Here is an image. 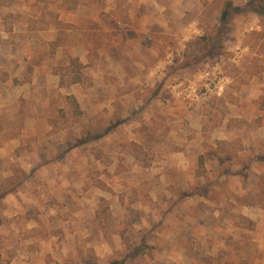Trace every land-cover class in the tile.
Here are the masks:
<instances>
[{"label": "rangeland", "instance_id": "1", "mask_svg": "<svg viewBox=\"0 0 264 264\" xmlns=\"http://www.w3.org/2000/svg\"><path fill=\"white\" fill-rule=\"evenodd\" d=\"M0 264H264V0H0Z\"/></svg>", "mask_w": 264, "mask_h": 264}, {"label": "trees", "instance_id": "2", "mask_svg": "<svg viewBox=\"0 0 264 264\" xmlns=\"http://www.w3.org/2000/svg\"><path fill=\"white\" fill-rule=\"evenodd\" d=\"M204 39H208V37L205 36ZM71 103L74 105V110H75L76 114H81L80 106L74 97L71 98Z\"/></svg>", "mask_w": 264, "mask_h": 264}]
</instances>
